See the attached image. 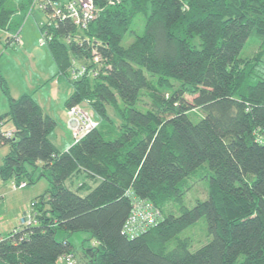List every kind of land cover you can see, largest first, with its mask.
<instances>
[{"label":"trees","instance_id":"16d2710c","mask_svg":"<svg viewBox=\"0 0 264 264\" xmlns=\"http://www.w3.org/2000/svg\"><path fill=\"white\" fill-rule=\"evenodd\" d=\"M11 2L0 0L4 30L11 29ZM32 6L33 0H21V9ZM137 15L145 19L141 34L130 31ZM19 29L5 46L17 47L12 34ZM40 30L51 34L45 44L57 75L73 87L65 105L86 104L101 121L58 150L48 136L56 121L31 94L11 96L0 75L8 98L0 146H9L0 178L27 186L39 168L38 177L49 181L30 201L36 222L0 235V264H58L64 254L74 255L67 237L56 238L58 230L86 231L95 240L74 255V264H264V75L250 81L240 56L252 32L264 35V0H123L104 6L82 34L67 20ZM128 32L133 38L122 45ZM69 34L80 39L68 41ZM93 46L104 58L98 73L71 78L72 60L88 63ZM145 71L156 76L155 85ZM145 90L151 107L136 108ZM108 106L118 109L115 126ZM194 108L202 114L193 117ZM203 163L207 197L177 215L164 213ZM132 196L152 201L162 216L128 238L121 228ZM200 217L211 239L191 250L180 233Z\"/></svg>","mask_w":264,"mask_h":264},{"label":"rangeland","instance_id":"374dc122","mask_svg":"<svg viewBox=\"0 0 264 264\" xmlns=\"http://www.w3.org/2000/svg\"><path fill=\"white\" fill-rule=\"evenodd\" d=\"M19 3H21V0H12L11 7L14 9L12 15H15L12 24L20 28L18 32L20 42L17 43L18 47L15 48L14 46H5L4 33H0V75L3 77L4 84L11 96H13L12 94L18 95L22 92H27L34 96L47 112L53 117L55 116L54 119L57 125L50 131L48 136L58 150H64L75 140L64 116L65 101L72 93L73 87L65 75H57L56 64L53 62L51 55H49L50 52L46 44L39 43V39L42 38L39 24L46 21L47 17L45 13L37 5L32 6L29 11V8L25 7L20 10ZM144 21L143 15L134 17L130 25V31L141 34L143 32ZM132 38L133 34L131 32L126 33L121 41L122 45H127ZM240 56L247 60L250 66V81L264 75V35L252 32L244 43ZM68 69H71V66ZM145 74L150 79V83L155 85L157 81L156 76L150 75L147 71H145ZM160 89L165 95L169 94L168 88ZM183 96L189 101L193 97L190 93H184ZM119 102L118 105L122 107V102ZM138 103L135 107L139 109L144 110L151 107V101L146 90L142 93ZM82 107L91 114L90 119L92 122L96 124L100 123L101 118L88 105L83 104ZM7 108L8 98L0 83V112ZM107 113L112 119V125L115 126L120 123L121 118L118 116V109L114 110L112 106H108ZM191 114L193 117H197L202 112L199 108H194L191 110ZM102 126L103 129L108 127L106 125ZM207 169V164L203 163L200 170L190 174L186 178L187 181L184 185L186 191L182 195L181 200H170L164 205L163 212H172L177 215L180 212L181 206L191 207L197 199H205L207 197L208 180L205 175H201L205 170L207 174ZM39 172V168L34 171V181L28 183L24 189L14 188L12 180H2L4 185L0 186V192H4L5 195L0 201V217L6 220L0 219V226H2L0 227V234H3L4 232L2 231L6 229L7 231L5 232L10 231L14 228L15 224H17L15 226H19L21 224V215L17 214L20 213L21 204L24 206L21 212L26 211L30 208V201L35 196L38 198L39 194H42L49 187L48 179L45 176L38 177ZM81 193H84V191ZM180 235L189 238L191 250L197 249L211 239V235L207 233L204 217H200L193 224L189 225ZM64 237H67L73 245V252L76 258L80 255L84 246L87 247L95 242L90 233L86 231H74L70 234L62 230L56 232L57 239L60 240Z\"/></svg>","mask_w":264,"mask_h":264},{"label":"built area","instance_id":"2783aa9c","mask_svg":"<svg viewBox=\"0 0 264 264\" xmlns=\"http://www.w3.org/2000/svg\"><path fill=\"white\" fill-rule=\"evenodd\" d=\"M123 0H33V6L37 5L38 8L47 15L46 21L41 23L46 27L56 28L60 23L67 20L70 22L74 29L75 34H82L87 29L88 25L99 15L104 6H115ZM99 2H102L100 5ZM42 38L39 39L40 44L46 43L51 38V34L46 31L42 32ZM12 42L19 43V34L16 32L12 34ZM79 40L80 36H72L66 40ZM91 60L88 63H93L95 67H88V63H82L76 59L72 60L69 75L73 79L81 77L83 74L96 75L100 66L103 63L102 54L98 51L96 46L91 48ZM77 64V66H75ZM83 104H73L66 108V123L71 129L74 141L80 139L86 132L96 127L98 124L92 122L89 114L83 107ZM13 129H7L4 134L9 137L12 135ZM14 188L24 187V181L15 183L12 180ZM162 216L161 209L152 201L137 196H132V207L122 224L121 232L128 238H133L151 226H153ZM36 214L31 210V207L26 210L22 217L21 223L36 222ZM59 264H74L75 257L72 253H66L57 259Z\"/></svg>","mask_w":264,"mask_h":264},{"label":"crops","instance_id":"0c3cea01","mask_svg":"<svg viewBox=\"0 0 264 264\" xmlns=\"http://www.w3.org/2000/svg\"><path fill=\"white\" fill-rule=\"evenodd\" d=\"M20 4V3H19ZM20 10H22V9H20ZM14 16L15 15H12V19H10V26H11V29H8V30H4V29H2L1 27H0V33H4V35L3 36H5V38L11 33V31L12 32H14L15 30H16V26H13V24H12V21H13V19H14ZM40 26H41V23L39 24V28H40ZM41 31V30H40ZM4 43H5V41H4ZM17 47H18V45H16ZM42 46V45H41ZM50 55V54H49ZM52 58V57H51ZM52 60H53V58H52ZM53 62H54V60H53ZM52 77H53V75H52ZM51 77V78H52ZM23 93V92H22ZM21 94V93H20ZM20 94H18V95H14V94H12L13 96H15V97H17V96H19ZM11 95V94H10ZM33 98L35 99V97L33 96ZM36 100V99H35ZM37 101V100H36ZM38 102V101H37ZM38 104L41 106V108H42V110H43V112L44 113H47L48 115H50L53 119H54V117L49 113V112H47L46 110H45V108L43 107V105L41 104V103H39L38 102ZM66 108H67V106L65 105V117H66ZM8 110V108L7 109H5V110H3V111H1L0 112V114H2V113H4V112H6ZM55 120V119H54ZM56 121V120H55ZM56 125H57V122H56ZM8 126L9 127H11V124L10 123H8ZM51 140V139H50ZM52 141V140H51ZM9 151V146L7 145V144H5V145H2V146H0V165L3 163V159H4V157H5V155L7 154V152ZM82 178H83V175L82 174H79L78 175V177L76 178H74V179H76L75 181H74V185L73 186H75V185H77V183L78 182H80V180H82ZM4 181V180H3ZM76 182V183H75ZM66 183H68V184H70L71 182L68 180V181H66ZM1 185H4V183H2V179L0 178V186ZM26 186H24V187H21L20 189H24ZM17 189V188H16ZM4 195H5V193L4 192H0V201H1V199L2 198H4ZM32 199V198H31ZM30 199V200H31ZM24 206L21 204V209L23 210L24 208H23ZM21 209H20V213H18L17 215H21L20 217H22V213H24V212H21ZM28 210V209H27ZM0 219H2L3 221H5L6 219L4 218H2V217H0ZM17 219H19V218H17ZM21 221V220H20ZM1 225V224H0ZM15 225H17V224H15ZM14 225V227H16ZM0 227H2V226H0ZM2 229V228H1ZM3 229H5V228H3ZM5 231H7V229L6 230H4V231H2V232H4V233H6ZM3 233V234H4ZM3 234H0V235H3ZM59 264V263H58Z\"/></svg>","mask_w":264,"mask_h":264}]
</instances>
